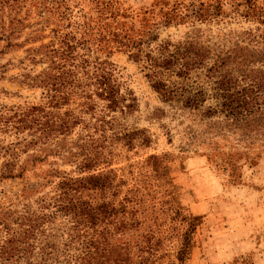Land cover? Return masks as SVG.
Segmentation results:
<instances>
[{
    "label": "trees",
    "instance_id": "obj_1",
    "mask_svg": "<svg viewBox=\"0 0 264 264\" xmlns=\"http://www.w3.org/2000/svg\"><path fill=\"white\" fill-rule=\"evenodd\" d=\"M25 2L0 0V18L13 16L0 26L8 49L21 47L12 41L13 18ZM38 4L51 40L26 50L30 63L45 67L25 78L45 102L6 112L1 129L26 149L45 145L76 171L53 167L37 188L0 204V264H188L203 217L180 206L170 156L145 161L147 193L127 187L121 169L111 168L118 148L151 144L145 130L128 124L138 98L111 58L126 54L161 103L188 116L187 147H205L215 166L257 165L264 153V0H154L139 14L121 0ZM20 144L7 145L11 159L0 181L24 177ZM174 232L180 243L172 253L165 243Z\"/></svg>",
    "mask_w": 264,
    "mask_h": 264
},
{
    "label": "rangeland",
    "instance_id": "obj_2",
    "mask_svg": "<svg viewBox=\"0 0 264 264\" xmlns=\"http://www.w3.org/2000/svg\"><path fill=\"white\" fill-rule=\"evenodd\" d=\"M121 1L131 14H139L149 9L154 0ZM38 2L26 0L13 18L18 29L12 41L21 47L8 49L6 41L0 40V67L6 66V70L0 68V171L11 159L5 153L7 145L17 142L21 143L17 168L25 170L22 179L0 181V204L4 206L24 187L37 188L53 167L68 173L76 171V166L69 164L64 157H50L45 145L26 149V143L17 141L12 134L1 129L2 116L6 112L13 115L19 106L45 102L43 90L25 78L30 73L37 75L45 67L30 63L26 59V50L42 43L49 44L51 40L50 29L41 31L47 26L48 15L40 16ZM11 18L2 16L0 19L4 24L0 20V26H7ZM182 31L184 28L167 32ZM111 59L122 69L128 86L138 98L139 111L128 119V124L145 130L151 138L148 147H136L131 151L118 148V157L114 158L111 168L121 169L118 174L127 187L139 184L142 192L147 193L144 175H150L151 170L145 161L150 155H169L180 206L186 213L203 217L196 230L188 264H264V153L257 165L244 162L239 166L211 164L205 155V147L185 145L184 131L190 125L188 116H179V112L176 114L162 104L139 66L129 61L126 54L117 52ZM158 109H163L166 116L157 119ZM27 140L30 142L31 138L28 136ZM231 143L235 142L231 140ZM168 225L165 224L164 228ZM173 235L165 243L172 253L180 243L177 233Z\"/></svg>",
    "mask_w": 264,
    "mask_h": 264
}]
</instances>
